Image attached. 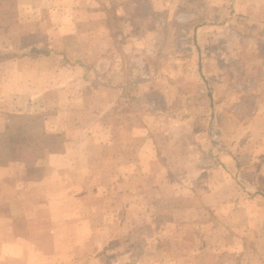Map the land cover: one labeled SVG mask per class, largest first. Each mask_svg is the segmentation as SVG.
Here are the masks:
<instances>
[{"label": "rangeland", "instance_id": "obj_1", "mask_svg": "<svg viewBox=\"0 0 264 264\" xmlns=\"http://www.w3.org/2000/svg\"><path fill=\"white\" fill-rule=\"evenodd\" d=\"M26 2L21 29L7 27L0 43L12 51L53 49L60 86L54 89L59 102L38 104L0 137L27 163L22 194L27 177L45 171H35L36 155L45 154L35 149L61 145L60 134L48 143L47 121L63 136L74 118L83 145L93 133L102 144L116 133L119 144H135L134 167L121 154L114 165L109 147L83 151L81 160L96 164L88 173L92 180L82 189L67 187V201L63 173L54 172L47 189L56 197L55 225L66 223L62 213L78 209L85 189L82 219L99 226L79 248L72 247L73 231H56V243L68 236L71 248L56 246L55 264H264V204L250 197L262 187H254L250 172L245 178L238 173L256 139L240 148L239 127L255 131L264 112V0ZM63 83L70 84L65 93ZM98 176L104 183L95 190ZM207 192L222 198L203 207ZM22 203L32 205L38 221L36 200ZM196 219L205 226L192 228ZM67 250L71 257L63 255Z\"/></svg>", "mask_w": 264, "mask_h": 264}, {"label": "crops", "instance_id": "obj_2", "mask_svg": "<svg viewBox=\"0 0 264 264\" xmlns=\"http://www.w3.org/2000/svg\"><path fill=\"white\" fill-rule=\"evenodd\" d=\"M26 6L28 7L29 4L26 2L24 6L23 0H0V38L3 35L2 33L6 32L7 27L9 30H14L16 27L18 30L21 29L23 7ZM31 32L33 33L34 31ZM30 49L26 51V49L20 46L18 51H12L11 47H5L0 43V137L9 136L8 133L10 132L13 119L21 118L25 115L32 116L38 104L53 103L57 100L54 89L56 86H60V84H58V80L56 79L58 71H56L54 59H52L54 50L41 51L37 47H32V45ZM43 59L46 60V64H41ZM69 87L70 84L63 83L61 85V89L64 88V93L66 91L65 88ZM70 118L72 120L70 119L68 122L71 127L63 136L61 133L64 132L61 129L53 127V122L55 121H51V123L47 121L44 136L48 138V143L52 144L50 142H54L60 134L62 137L61 145L57 149L50 146L35 149L37 154L45 152L40 157L36 155L33 162L35 164V171L36 173L43 171V169L45 171L39 176L30 175L27 177L26 182L29 189H26L25 196L22 194L23 190L22 186L19 185V179L22 178L23 172H26L28 168L27 163L21 158L12 155L13 148L11 149L10 145L6 144L5 138L2 139L4 142H0V264H55L54 248L56 246L58 248H71V242L67 241L69 240L68 236H66L65 241H61L63 244L56 243L54 235L58 230L64 232L73 231L74 235L72 238H74V242L76 243L72 247H85L91 243V236L93 234L88 232H97V227L99 226L93 223H86L87 220L82 219L85 217L82 215L81 209L86 204L85 200L87 201L86 190L84 189L76 198L79 201L78 209L76 211L66 210V213H62L64 222L66 223L56 226L53 208V202L56 197L54 193L47 189L51 183H54L56 171L63 173L60 180L65 184V189L76 185L78 189H82L87 183L91 182L92 178H90L88 173L91 172L90 168L95 167L96 164L93 163V166H91L92 164L81 160V153L88 147L89 150L93 151L109 147L105 151L111 155V162L114 165L118 163L114 160V157L117 158L116 155L121 154L125 155L126 162H128L127 166H135V144L130 139L119 144V141L116 142L119 134L116 133L114 137L112 136L111 143L102 144L101 141L97 140L96 133H93L91 135L92 142L86 141V144L83 145L77 142L83 135H77L78 131L75 130V126H77L76 120L72 117ZM257 121L260 122V128L255 129V131L250 125H241L239 127V134L242 133V137L244 136V139L239 141L238 145L240 148L243 145L252 146V136L256 139L253 143L255 146L254 153L246 152L244 154L250 161L246 164L242 163V166L238 167V173L239 176H244L245 178V175L248 174L247 172H250V176L253 177L254 187H262V190L256 189V192L253 193L254 196L250 195V197L261 200L264 204V112L258 116ZM79 129L82 130V128ZM131 132L132 134L134 133L133 130ZM88 144L91 145L89 146ZM142 149L144 147H139L137 149L138 153ZM161 160L164 161V157H161ZM164 162L167 161L165 160ZM102 177H94L95 190L99 185L104 183L102 182ZM116 178L111 174L110 179L112 183L117 182L116 180L119 177ZM239 180L236 179V181ZM32 186L36 188L31 189L30 187ZM41 186H43L42 189L38 191L37 187ZM71 191L72 189L65 191L66 193H63L61 198L67 201L72 196ZM210 193L207 192L206 195L201 197L202 202L200 204L203 207L215 206L217 200L222 198L221 194L218 198L219 195ZM24 197L36 200L35 209L38 212L35 210V214L38 215V221L32 219L30 213L32 205H29V207L23 205L22 201ZM239 197L242 199L240 192ZM16 201L20 204L18 207L15 204ZM66 201L63 204V209L66 206ZM17 208L19 209L18 211ZM25 209H29V213H26ZM191 222L192 228L198 225L200 227L202 224L205 226L202 219H196V221L193 220ZM86 224H88V227H86ZM91 225H94V228L89 229ZM207 233H203L202 235L205 239H208ZM93 243L96 244L95 242ZM63 255L71 257L69 250L63 251ZM70 257H67L64 262H69L71 260ZM62 261L59 260V262ZM234 263L246 264V261L238 260Z\"/></svg>", "mask_w": 264, "mask_h": 264}, {"label": "trees", "instance_id": "obj_3", "mask_svg": "<svg viewBox=\"0 0 264 264\" xmlns=\"http://www.w3.org/2000/svg\"><path fill=\"white\" fill-rule=\"evenodd\" d=\"M12 56V55H11Z\"/></svg>", "mask_w": 264, "mask_h": 264}]
</instances>
